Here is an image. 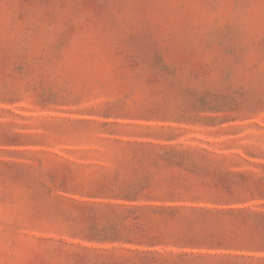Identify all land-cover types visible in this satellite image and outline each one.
Instances as JSON below:
<instances>
[{"label":"rangeland","instance_id":"374dc122","mask_svg":"<svg viewBox=\"0 0 264 264\" xmlns=\"http://www.w3.org/2000/svg\"><path fill=\"white\" fill-rule=\"evenodd\" d=\"M0 264H264V0H0Z\"/></svg>","mask_w":264,"mask_h":264}]
</instances>
